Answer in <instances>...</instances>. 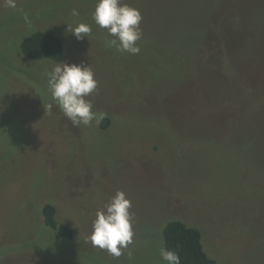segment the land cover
I'll use <instances>...</instances> for the list:
<instances>
[{
  "label": "rangeland",
  "instance_id": "rangeland-1",
  "mask_svg": "<svg viewBox=\"0 0 264 264\" xmlns=\"http://www.w3.org/2000/svg\"><path fill=\"white\" fill-rule=\"evenodd\" d=\"M123 2L143 16L138 54L108 46L96 0H0V264H167L172 219L200 228L218 264H264V0ZM80 23L89 37L68 31ZM38 30L63 39L62 58L21 52ZM56 62L92 67L98 122L75 126L53 100ZM118 190L135 234L114 257L90 235ZM48 202L73 239L45 225Z\"/></svg>",
  "mask_w": 264,
  "mask_h": 264
},
{
  "label": "clouds",
  "instance_id": "clouds-1",
  "mask_svg": "<svg viewBox=\"0 0 264 264\" xmlns=\"http://www.w3.org/2000/svg\"><path fill=\"white\" fill-rule=\"evenodd\" d=\"M5 6L16 9L17 0H5ZM72 15L78 16V9H73ZM142 19L141 11L123 0H96L93 20L113 37L107 41L109 47L115 46L119 51L138 54L140 47L137 41L143 35L140 27ZM68 25V31L77 39L89 37L92 31L91 25L84 23ZM45 75L53 100L73 125H90L93 120L98 122L92 101L86 99L98 87L91 66H85L83 63L56 62L50 71H45ZM131 209V199L123 190H118L95 214L90 235L92 246L106 250L114 257H120L134 239V213ZM160 254L167 264H180L178 253L161 248Z\"/></svg>",
  "mask_w": 264,
  "mask_h": 264
},
{
  "label": "trees",
  "instance_id": "trees-1",
  "mask_svg": "<svg viewBox=\"0 0 264 264\" xmlns=\"http://www.w3.org/2000/svg\"><path fill=\"white\" fill-rule=\"evenodd\" d=\"M21 52L31 59L62 58L65 44L61 37L50 31H34L23 38ZM101 128H107L110 117L100 119ZM45 225L55 231L57 237L73 239L75 230L67 223L57 219V208L53 203H46L42 209ZM163 247L179 254L180 264H218L211 257L203 244L202 231L196 226L179 219L169 220L162 228Z\"/></svg>",
  "mask_w": 264,
  "mask_h": 264
}]
</instances>
